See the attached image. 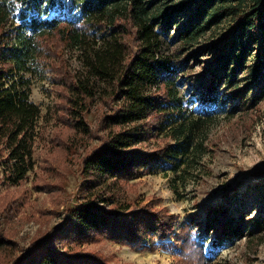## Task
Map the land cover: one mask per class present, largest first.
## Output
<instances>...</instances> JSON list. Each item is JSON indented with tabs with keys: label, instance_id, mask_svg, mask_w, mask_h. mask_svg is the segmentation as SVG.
<instances>
[{
	"label": "trees",
	"instance_id": "1",
	"mask_svg": "<svg viewBox=\"0 0 264 264\" xmlns=\"http://www.w3.org/2000/svg\"><path fill=\"white\" fill-rule=\"evenodd\" d=\"M72 3L77 15L63 19L50 16L53 0H0V147L7 152L2 163L7 179L21 180L32 168L40 117L39 107L30 101L32 77L47 72L58 89L61 124L71 131L58 136L59 146L71 149L79 137L99 142L81 159V173L89 178L87 200L18 256L13 255L18 245L0 234V249L5 248L0 264H112L83 246L106 239L155 251L156 245L147 249V239L164 242L170 237L180 264H210L191 223L173 233L177 217L167 209L154 203L133 208L116 194L157 168L177 173L195 167L207 153L206 129L212 117L185 109L181 69L162 53L163 36L181 16L190 14L176 36L183 54L213 26L232 19L214 47L210 77L200 86L204 107L224 97L237 102L233 108L258 109L264 100V0ZM94 104L100 111L95 127L89 121ZM11 201L0 198L3 211H9ZM210 220L205 230L214 244L231 238L228 221L214 225ZM250 222L264 226L260 216Z\"/></svg>",
	"mask_w": 264,
	"mask_h": 264
},
{
	"label": "rangeland",
	"instance_id": "2",
	"mask_svg": "<svg viewBox=\"0 0 264 264\" xmlns=\"http://www.w3.org/2000/svg\"><path fill=\"white\" fill-rule=\"evenodd\" d=\"M53 1L50 16L66 19L77 15L72 0ZM189 17L190 14L181 16L177 26L163 36L162 53L172 57L181 69L180 92L185 97V109L212 117L206 129L207 153L195 167H183L177 173L157 168L144 174L125 184L116 197L133 208L154 203L156 208L167 209L177 217L173 233H178L182 224L191 223L192 235L203 242L210 264H264V226L255 227L250 222L259 216L264 219V176H255L264 174V100L257 110L239 104L233 108L237 102L224 97L204 107L200 86L205 76L210 77L214 47L227 33L232 19L228 17L213 26L201 43L183 54L176 36ZM71 67L76 63L72 62ZM51 77L47 72L32 77L30 101L39 107L40 117L32 168L21 180L5 176L2 163L7 152L0 147V198L12 200L9 211L0 207V234L18 245L14 252L11 250L15 256L32 241L62 225L72 208L87 200L89 178L81 173V159L99 144L87 137H79L71 149L64 150L57 144L59 135L69 136L71 131L61 124L58 89ZM97 106H92L89 116L93 127L100 113ZM213 209L220 214L210 216L208 211ZM208 219L214 225L228 221L231 238L214 244L213 235L205 230ZM147 243V249L156 245V250L125 247L106 239L83 248L102 253L112 264H180L172 237L164 242L147 239ZM4 249H0V256H5Z\"/></svg>",
	"mask_w": 264,
	"mask_h": 264
}]
</instances>
